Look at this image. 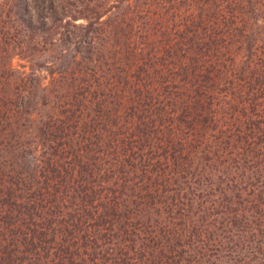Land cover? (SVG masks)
<instances>
[{
  "label": "trees",
  "instance_id": "trees-1",
  "mask_svg": "<svg viewBox=\"0 0 264 264\" xmlns=\"http://www.w3.org/2000/svg\"><path fill=\"white\" fill-rule=\"evenodd\" d=\"M0 264H264V0H0Z\"/></svg>",
  "mask_w": 264,
  "mask_h": 264
},
{
  "label": "rangeland",
  "instance_id": "rangeland-1",
  "mask_svg": "<svg viewBox=\"0 0 264 264\" xmlns=\"http://www.w3.org/2000/svg\"><path fill=\"white\" fill-rule=\"evenodd\" d=\"M50 59V56H49V54H46V55H44L43 57H41L40 59H39V62H41V63H43L44 61H46V60H49ZM13 64L15 65V67L17 68V69H23V64H25L26 65V69L27 70H29L30 68H29V65H30V62L28 61V59H22L21 58V56H15V58H14V60H13Z\"/></svg>",
  "mask_w": 264,
  "mask_h": 264
}]
</instances>
